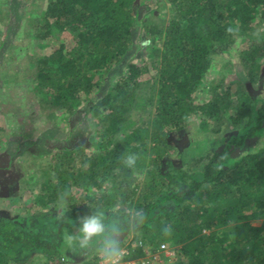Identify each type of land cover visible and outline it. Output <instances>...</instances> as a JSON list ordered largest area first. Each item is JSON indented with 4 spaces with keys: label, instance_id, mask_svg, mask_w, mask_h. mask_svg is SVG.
Instances as JSON below:
<instances>
[{
    "label": "trees",
    "instance_id": "trees-1",
    "mask_svg": "<svg viewBox=\"0 0 264 264\" xmlns=\"http://www.w3.org/2000/svg\"><path fill=\"white\" fill-rule=\"evenodd\" d=\"M137 2L47 0L35 19L42 24L38 38L70 33L74 40L70 49L62 45L34 61L45 106L71 117L79 106L88 105L100 133L99 151L60 150L54 187L43 203L45 213L33 214L26 224L0 217V264L31 252L78 264L62 242L64 230H71L67 221L89 213V205L109 208L118 200L147 214L145 224L133 233L137 257L144 255L147 242L176 247L179 264H264V147L250 152L245 144L246 139L261 137L264 100L241 94L234 102L220 87H213L215 95L204 103H197L196 96L215 55L240 44L250 48L251 56L264 57V46L255 42L259 19L264 21V0H170L168 22L143 23L152 42L163 41L161 60H131L113 92L97 97L106 73L123 62L133 44ZM6 13L12 15L11 10ZM2 18L7 38L11 23L5 25ZM152 71L157 77L144 81ZM140 113L146 118L136 120ZM198 117L215 120L217 132L228 128V122L242 125L243 131L222 151L208 150L183 166L167 164L169 136ZM206 126L204 121L205 131ZM125 152L141 156L139 175L122 166ZM64 193L66 209L59 202ZM259 221L260 227L253 225ZM98 263L94 254L80 264Z\"/></svg>",
    "mask_w": 264,
    "mask_h": 264
},
{
    "label": "rangeland",
    "instance_id": "rangeland-1",
    "mask_svg": "<svg viewBox=\"0 0 264 264\" xmlns=\"http://www.w3.org/2000/svg\"><path fill=\"white\" fill-rule=\"evenodd\" d=\"M46 1L0 0V19L3 17L5 25L8 21L11 23L9 35L5 38L6 28L0 22V37L5 42L0 55V217L17 221L22 219L25 224L33 214L38 216L45 211L43 203L54 187V168L60 150L82 147L89 153L99 151L100 133L93 126L96 124L93 116L87 113L89 106H79L74 115L64 117L56 109L53 110L50 104L45 106L40 87L35 82L37 70L34 61L43 56L49 57L55 48L62 45L70 49L74 43L70 33H64L57 39L38 38L42 24H35V19L38 20ZM169 1L138 0L133 44L123 62L106 73L97 97L113 92L116 80L131 60L137 63L142 60L148 63L154 59L161 60L163 41L157 38L155 43L152 42V38L144 32L143 23L160 24V20L168 22L171 18L168 12ZM7 10L12 11L10 17ZM255 42L264 46L262 19H259L256 26ZM249 50L247 46L237 44L212 58L205 83L197 92V103H204L214 96L213 87H220L219 91L222 93H230L234 102L238 101L241 94L254 100H264V57L251 56ZM155 75L156 71H152L143 80L150 81L157 77ZM139 117L145 119V113L136 115L135 119ZM204 121L207 122L206 131L201 127ZM228 126L217 132L219 127L215 120L193 118L184 130L169 136L172 149L165 161L167 164L183 166L198 161L208 150L222 151L232 137L238 138L243 131L242 125L234 127L228 122ZM258 134L261 136L258 139H246L245 144L250 152L264 147V130H258ZM194 139L197 141L196 145L193 144ZM236 153L234 156L240 152ZM189 158L196 159L189 161ZM139 180L144 182L143 177L139 176ZM80 192L79 190V195ZM261 224V221L253 222L254 226L260 227ZM134 241V234H129L122 261L179 264L176 247L167 244L153 247L146 242L143 245L144 255L137 257L133 255ZM68 252L73 258L72 262L78 264L92 260L95 254ZM59 260L58 257L49 258L44 254L31 252L27 257L11 260L10 264H58Z\"/></svg>",
    "mask_w": 264,
    "mask_h": 264
},
{
    "label": "clouds",
    "instance_id": "clouds-1",
    "mask_svg": "<svg viewBox=\"0 0 264 264\" xmlns=\"http://www.w3.org/2000/svg\"><path fill=\"white\" fill-rule=\"evenodd\" d=\"M233 31L232 28L228 29L229 33ZM140 159L141 156L135 152H125L120 162L134 175H139L137 165ZM95 191V188L90 189V192ZM59 202L62 209L68 207L67 193L61 194ZM88 208L89 213L67 221L71 230L66 228L62 234L64 246L81 254L95 253L100 264H121L126 251L123 247L126 236L142 228L147 214L143 209H137L122 200L116 201L109 208L94 204Z\"/></svg>",
    "mask_w": 264,
    "mask_h": 264
},
{
    "label": "built area",
    "instance_id": "built-area-1",
    "mask_svg": "<svg viewBox=\"0 0 264 264\" xmlns=\"http://www.w3.org/2000/svg\"><path fill=\"white\" fill-rule=\"evenodd\" d=\"M140 244L142 245V243H140ZM64 262H65V260L61 259V260L58 261V264H64ZM121 264H148V263L146 261H144V262H142V261H140V262H135V261H131V262L126 261V262H124V261H121Z\"/></svg>",
    "mask_w": 264,
    "mask_h": 264
}]
</instances>
